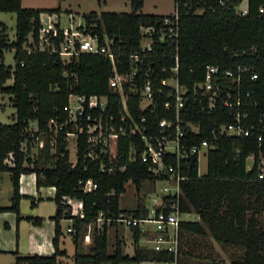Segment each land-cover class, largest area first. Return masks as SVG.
<instances>
[{
  "label": "trees",
  "instance_id": "trees-1",
  "mask_svg": "<svg viewBox=\"0 0 264 264\" xmlns=\"http://www.w3.org/2000/svg\"><path fill=\"white\" fill-rule=\"evenodd\" d=\"M179 3V36L177 40L179 69L178 79L182 85L203 80L206 66H218L222 71L238 73L240 83L238 98L240 105L239 123L249 131L247 136L226 137L219 133L224 124L235 123L228 110L217 109L208 113L196 101H187L181 111L184 122L196 123L199 131H186L187 146L201 141L212 143L206 152V173L198 175V156L188 154L176 166L173 156L164 159L165 166L172 165L184 179L179 181L180 194L165 195L163 201H178L181 213H194L197 222L181 220L179 223V254L176 264L186 255L182 246L183 232L198 236H208L214 241L243 249L242 260L231 264H264V179H258L260 157L264 155V0H247V14L239 15L236 6L242 0H228L220 6L216 0H202L201 14H194L196 6L190 10ZM130 12L115 13L95 11L83 14L86 23L95 24L93 33L106 34L112 40V48L120 53L117 69L121 77L124 102L134 123L143 126V133H154L158 121L171 117L164 112L161 99L154 100V110H141L139 98L129 93L127 75L130 71L129 55L140 52V28L163 18L162 15L143 14L144 0H129ZM211 6V8L209 7ZM260 8L263 12H260ZM59 12L55 9L23 8L21 0H0V12L16 14L15 40L10 42L6 27L0 22V93L10 95L15 108L12 124L0 123V172H8L12 185L10 205L1 207L0 212L11 211L16 219L19 213V177L34 173L36 187H53V201L56 205L52 245L54 253L49 256L15 253V264H58V257L66 255L59 249L62 235L60 220L71 219L68 233L74 245L73 264H120L123 262L173 263L172 253L158 252L139 245L141 233L131 227L133 254L124 253L123 240L115 237L114 248L109 251L108 228L116 225L121 216L143 218L147 208L137 203L133 210L121 209L119 199L128 182L140 189L142 182L165 180L166 174L159 176L149 171V163L143 161V143L137 133L112 137L108 140L107 151L96 149V157L86 156L85 135L75 140V161L70 160L67 140L58 131L55 148L50 146V134L45 138L44 148L31 155L40 131H48L50 121L61 125L67 118L65 107L70 94L99 95L108 98L107 115L116 123L124 115V105L118 91L110 86L112 68L110 62L97 54L79 53L66 62L57 54L47 52H27V39L31 34L37 38L41 13ZM101 41V39H100ZM13 50L14 66L3 63V51ZM153 60L155 71L160 66H171L173 61ZM156 74V72H155ZM158 74L157 77H161ZM255 75V78L252 76ZM145 76L140 73L136 83H142ZM12 79L11 85H5ZM235 94H233L234 96ZM245 115V117H242ZM145 119L144 123L140 119ZM35 122L37 132L28 127ZM126 124H130L126 119ZM261 137V141L257 138ZM26 143V151L22 144ZM134 150L133 154L130 151ZM253 156L250 169L247 158ZM9 160L11 164L5 162ZM103 165V171L101 170ZM92 180L96 189L83 192L79 181ZM71 197L82 202L83 217L71 215L70 208L62 203V197ZM34 199L31 198V206ZM159 208L156 209L158 211ZM98 218L102 223L98 226ZM34 224L40 218L25 217ZM108 220H110L108 222ZM184 237V238H183ZM91 240L87 251L84 239Z\"/></svg>",
  "mask_w": 264,
  "mask_h": 264
},
{
  "label": "built area",
  "instance_id": "built-area-1",
  "mask_svg": "<svg viewBox=\"0 0 264 264\" xmlns=\"http://www.w3.org/2000/svg\"><path fill=\"white\" fill-rule=\"evenodd\" d=\"M182 1L183 5L188 7L187 12L192 3L196 6L193 10L194 14H201L204 11L200 5L202 0ZM226 1L228 0H216L220 6H224ZM242 1L236 6V11L243 16L247 14V6L241 8ZM209 7L211 8V6ZM259 11L263 12V9L260 8ZM42 15L43 13L39 16L40 27L37 38L33 39L31 34L28 36L27 52L38 51L57 54L66 62L79 53L97 54L105 57L112 68L110 86L119 92L124 105V115L121 116L120 122L116 123L113 116L107 115L108 98L106 96L70 94L65 107L67 112L65 122L59 125L52 120L49 122L48 131L38 133L39 137L50 134L49 144L52 149L55 148L58 131L66 127L71 128L64 133L67 141L70 137L77 139L79 135H85L86 156L92 159L96 157L95 150L97 148L102 153L107 151L109 138L137 133L143 143L141 158L149 163V171L156 176L162 173L170 174L175 182L171 192L170 189L163 187V194L177 196L180 194L179 181L184 177L180 176L178 170L174 169L172 165L165 166L164 159L173 156L178 167L180 161L188 154L198 156L202 151L207 152L209 148L213 147L212 143L206 140L199 144L187 146L186 131L193 133L199 131L198 124L184 122L181 118V111L185 108L187 101L198 102L208 113L217 109L228 110L234 116L235 123L222 125L219 129L221 135L241 137L249 134V131L245 130L239 123L238 87L240 77L238 73L235 75L231 70L222 71L218 66L210 65L205 68L203 80L192 84L191 87L179 82L177 46L180 19L179 3L173 1V11L170 14L162 15L161 20L140 28V52L129 55L128 91L130 94L134 93L138 96L140 109L151 108L153 111L154 100L161 99L163 111L171 116L161 118L157 123L156 131L149 134L143 133V126L134 123L125 105L121 77L117 69L120 53L113 50L112 40L108 39L104 33L102 36L93 33L90 28L94 27L95 24L88 25L83 17H81V21L75 24L72 13L68 14L67 27L61 26L59 14L45 13V18ZM153 57L157 59L169 58L173 64L169 67L160 66L155 71L152 67L153 60H148V58ZM140 73L145 78L138 85L136 80ZM158 74H162L161 77H157ZM255 77V75L252 76V78ZM233 94L235 95L233 96ZM126 119L129 120L130 124H126ZM144 121L145 119H140L141 123ZM28 130L37 132L36 123L31 122ZM257 140L261 141V137H258ZM22 150L26 151L25 142L22 144ZM133 153L134 150L131 149L130 154ZM103 168L101 165L102 171ZM257 178L264 179V163L259 166ZM78 184L83 192H90L97 187L90 179L79 181ZM62 203L70 208L71 215L83 217L81 201L63 196ZM180 216L181 212L177 200L170 203H165L162 200L159 210L148 213L146 217L121 216L116 221L125 223L129 228H138L143 242L149 244V249L172 253L175 259L173 263L176 264V258L179 254ZM97 221L102 223L103 220L98 218ZM70 230L68 229V231Z\"/></svg>",
  "mask_w": 264,
  "mask_h": 264
},
{
  "label": "rangeland",
  "instance_id": "rangeland-1",
  "mask_svg": "<svg viewBox=\"0 0 264 264\" xmlns=\"http://www.w3.org/2000/svg\"><path fill=\"white\" fill-rule=\"evenodd\" d=\"M61 5L62 11L54 12L60 16V24L62 27L68 26V14L72 13L74 16L75 24L81 21L83 14L95 11L97 13L101 12H115V13H128L130 12V3L129 0H23V8H34V7H44L48 9H55ZM247 1H242L241 8H246ZM65 9H70L71 12H67ZM173 11V0H144L141 13L143 14H152V15H168ZM43 18L46 17L43 13ZM0 22L3 23L6 27V32L8 34V39L10 42L15 40V26H16V14L14 12H0ZM3 63L6 66H14L13 59V50L3 51ZM12 79L6 81L5 85H11ZM15 114V108L12 105L10 100V95L0 93V123L2 124H12L14 122L13 116ZM34 124V123H32ZM75 137H70L67 141V149L69 158L72 161H75ZM45 138L38 137L36 142L31 147V155H35L36 152L44 148ZM43 145V146H42ZM42 146V147H41ZM260 162L264 163V155L260 157ZM248 164L252 163V159L248 158ZM8 164V163H7ZM207 157L206 152L202 151L198 155V175L202 176L206 173ZM174 180L167 174V179L165 180H155L149 181L146 180L142 182L140 189L137 191L134 184L128 182L125 185V192L121 194L119 199V206L121 209L133 210L137 203L143 204L148 213L155 211L160 207V204L163 200V187L170 189V192L174 188ZM12 193V185L9 178L8 172H0V202L5 205L8 203L9 198ZM129 217V216H124ZM185 215L181 216V219H186ZM98 226L100 222H97ZM68 221L62 224L65 231ZM115 237H118L123 240V250L124 253L131 256L133 254V238L132 232L125 223L118 222L116 225L108 228V244L109 251H112L114 248ZM139 245L142 247L149 248V244L143 242L142 236L140 237ZM184 238V237H183ZM65 240L68 243L66 245L67 249H70L71 255H67L62 259H59L58 264H73L74 247L70 239V235L65 233ZM91 240L84 239V249L87 251ZM70 254V253H69ZM0 264H2L0 262ZM120 264H174V263H156L143 261L140 263L135 262H123Z\"/></svg>",
  "mask_w": 264,
  "mask_h": 264
},
{
  "label": "crops",
  "instance_id": "crops-1",
  "mask_svg": "<svg viewBox=\"0 0 264 264\" xmlns=\"http://www.w3.org/2000/svg\"><path fill=\"white\" fill-rule=\"evenodd\" d=\"M21 4L23 5V0H21ZM58 7L60 11L63 10L61 5ZM33 9L48 8L34 7ZM65 10L71 12L70 9ZM248 158H251L253 163V156ZM7 163L11 164L9 160ZM252 163H247L248 169L252 167ZM19 194L21 195L19 213L22 219L17 221L16 214L11 211L0 212V262L2 264H15V253L19 256L34 254L49 256L54 253L52 239L55 223L52 217L56 212V205L53 201L55 188H37L34 173L21 174L19 177ZM31 198L34 199L33 206H31ZM9 205L10 198L5 205L0 202L1 207H8ZM182 215L187 217L184 221H198V216L194 213H181ZM25 217L40 218L41 223L36 225L31 220L24 219ZM66 221L69 224L64 231L62 224ZM71 224V219L60 220L62 235L59 239V249L64 250L66 255L58 257V261L67 255H71L70 249L66 248L68 243L65 240V233L69 232L68 229ZM183 235H185V241L182 246L187 253L182 257L180 264H231V262L243 258V249L237 246L219 243L208 236H198L189 232H183ZM73 254L74 252L72 256Z\"/></svg>",
  "mask_w": 264,
  "mask_h": 264
}]
</instances>
